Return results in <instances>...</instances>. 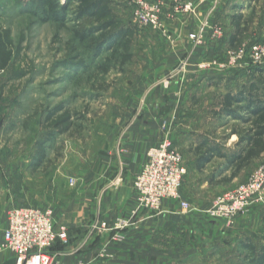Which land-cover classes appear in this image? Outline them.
I'll return each mask as SVG.
<instances>
[{
	"label": "rangeland",
	"instance_id": "obj_1",
	"mask_svg": "<svg viewBox=\"0 0 264 264\" xmlns=\"http://www.w3.org/2000/svg\"><path fill=\"white\" fill-rule=\"evenodd\" d=\"M31 1L0 0V27L12 53L0 71V236L9 209L35 207L51 210L56 225L67 228V243L84 220L85 240L106 242L99 258L111 259V247L123 250L116 264H264V199L230 217L208 212L264 167V153L228 182L225 158L195 169L201 140L230 156L238 150L233 132L249 129L233 117L246 116L239 104L232 105V118L223 114L225 94L243 89L264 96V0H112V17L82 18L76 4L57 0L66 8L59 22L42 21ZM246 20L232 48L229 37ZM117 31L127 34V60L97 75L96 65L110 54L103 41ZM153 94L160 105L156 127L165 136L157 145L168 140L182 156L180 198L191 211L181 215L178 201H166L170 206L143 228L135 217L108 224L100 220L105 192L90 196L89 187L124 169L125 156L115 152L112 161L106 143L112 131L139 119L145 102L138 96ZM51 133L54 139L40 148ZM40 151L45 156L36 166ZM94 199L97 218L90 212ZM103 222L106 231L98 229Z\"/></svg>",
	"mask_w": 264,
	"mask_h": 264
},
{
	"label": "built area",
	"instance_id": "obj_2",
	"mask_svg": "<svg viewBox=\"0 0 264 264\" xmlns=\"http://www.w3.org/2000/svg\"><path fill=\"white\" fill-rule=\"evenodd\" d=\"M199 36L191 34L194 42ZM256 50V49H255ZM186 169L182 156L168 140L147 150L146 162L135 175L133 187L136 193V208L153 213L162 212L166 201H178V213L191 211L190 204L180 198V188ZM74 180L71 179V183ZM264 167L253 173L247 183L234 193L227 195L215 208L209 210L212 217H230L236 211L244 210L251 202L263 200ZM108 230L107 223L98 226ZM68 241L64 225H56L49 209L15 207L7 212L6 228L0 237V253L8 251L13 255V264H65L52 251L56 244ZM76 264H83L82 262Z\"/></svg>",
	"mask_w": 264,
	"mask_h": 264
},
{
	"label": "crops",
	"instance_id": "obj_3",
	"mask_svg": "<svg viewBox=\"0 0 264 264\" xmlns=\"http://www.w3.org/2000/svg\"><path fill=\"white\" fill-rule=\"evenodd\" d=\"M146 98L143 99V97L138 96V103L142 102V100L145 102L140 112H138L139 119L130 122L124 128L112 131V135H110L108 143H106L105 153L112 156V161L115 162L113 158L117 159L116 156L113 157V153L115 152L118 154V157L125 156L123 157L125 161L124 169L119 172L113 171L105 179H96L89 187L90 196H95L99 188L105 192L104 203L100 205V220H105L108 224H112L116 220L121 219V217H135V221L139 220V228H143L144 225L156 220V214L151 211L138 210L134 214L136 194L132 187L133 179L145 163L146 150L157 146L161 139L165 137H162L156 127V115L160 113V105L156 102V94L147 96ZM127 115L130 117L133 114L130 112ZM119 149H123L122 152ZM91 203V216L97 218L96 199ZM166 205L170 206V203L168 204L167 202L165 203ZM164 209V212L168 210L165 207ZM134 230H138V228L128 230L130 237ZM84 234L85 222L83 220L71 229L69 242L63 246L55 245L52 251L64 263L82 261L85 264H116L113 262L124 257L123 250L111 247L108 251L109 255L112 256L111 259L103 260L99 258V250L106 242L103 241L102 236H94L85 240ZM0 264H13V255L8 251L0 253Z\"/></svg>",
	"mask_w": 264,
	"mask_h": 264
},
{
	"label": "trees",
	"instance_id": "obj_4",
	"mask_svg": "<svg viewBox=\"0 0 264 264\" xmlns=\"http://www.w3.org/2000/svg\"><path fill=\"white\" fill-rule=\"evenodd\" d=\"M256 1V0H253ZM68 3L76 4V15L78 18L82 17H103L104 15L112 17L110 7L114 4L112 0H69ZM31 8L35 12H40L42 21H62L64 18L65 7L59 6L57 0H32ZM33 9L31 11L33 12ZM238 19L239 17L236 16ZM250 21H245L243 26L240 23L236 25V29L229 37V44L232 48L236 47L242 40ZM80 40H84L86 35H78ZM127 34L124 31H117L115 34L106 35L104 46L109 50L110 54L105 59L106 62L96 65L97 75H104L116 65H124L127 60V51L129 42L127 41ZM98 43V42H97ZM8 32L2 30L0 27V71L5 70L12 58V53L9 49ZM100 47V44H99ZM239 104L238 112L245 113L246 116H233L235 119L245 120L249 124V129L245 134L241 135L237 131L233 133L238 136L237 151L230 156L218 153L217 149L212 146H206V141L201 140L196 149L202 151L198 155L195 162V169L201 171L203 167L208 164L214 156L227 159L226 166L232 171L229 178L224 179L228 182L233 180L239 172L248 167L254 160L259 159L264 153V96L256 97L250 92L243 89L236 95L227 93L222 99L221 111L225 116L232 118L235 115L232 105ZM67 121V120H66ZM53 133L45 135L44 141L40 148L54 139ZM44 152L40 151L35 158V165L38 166L44 159ZM252 250V247H250Z\"/></svg>",
	"mask_w": 264,
	"mask_h": 264
}]
</instances>
